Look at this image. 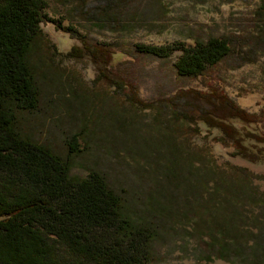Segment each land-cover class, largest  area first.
Returning <instances> with one entry per match:
<instances>
[{
  "label": "rangeland",
  "instance_id": "rangeland-1",
  "mask_svg": "<svg viewBox=\"0 0 264 264\" xmlns=\"http://www.w3.org/2000/svg\"><path fill=\"white\" fill-rule=\"evenodd\" d=\"M45 1L44 44L30 55L39 106L21 115V132L67 158L72 176L104 177L129 217L152 230L146 264H264V246L244 233L264 225V165L234 157L215 141L216 130L174 115L188 108L197 118L208 107L177 101L178 92L216 90L256 117L245 129L233 122L237 129L264 137L261 0ZM211 37L227 39L231 55L196 79L179 78L182 49ZM85 44L102 54L93 59ZM138 45L174 51L157 59ZM72 48L82 57H66ZM74 135L81 136L77 156L67 145ZM242 196L250 198L237 211L233 200ZM235 213L236 235L227 234L218 223Z\"/></svg>",
  "mask_w": 264,
  "mask_h": 264
},
{
  "label": "trees",
  "instance_id": "trees-1",
  "mask_svg": "<svg viewBox=\"0 0 264 264\" xmlns=\"http://www.w3.org/2000/svg\"><path fill=\"white\" fill-rule=\"evenodd\" d=\"M46 6L45 0H0V264H146L152 230L129 217L121 197L104 177L96 172L85 178L72 176L67 158L21 132V115L32 114L39 106L30 55L36 46L44 44L40 25ZM256 15L264 18V0ZM83 50L93 59L102 54L86 44ZM135 50L164 60L174 51L171 47L144 45ZM182 50L175 69L183 79L202 76L208 67L220 64L232 53L227 39L215 37ZM66 57L81 58V51L72 48ZM99 77L121 87L102 70ZM174 99L207 105L197 118L188 108L174 111V115L216 130L215 141L232 147L234 157L264 165V137L241 131L256 123L255 116L216 90L209 94L180 91ZM130 101L141 104L134 96ZM80 137L74 135L68 142L70 155L81 153L77 147ZM170 165L176 163L170 161ZM241 173L247 176V171ZM259 179L264 180V176ZM249 198H235V209L242 208ZM208 204L207 210L213 211L215 204ZM216 206L223 207L221 203ZM236 215L229 220L223 217L218 227L236 235ZM257 226L259 234L244 233L255 239V246H264L259 244L264 243V225Z\"/></svg>",
  "mask_w": 264,
  "mask_h": 264
}]
</instances>
